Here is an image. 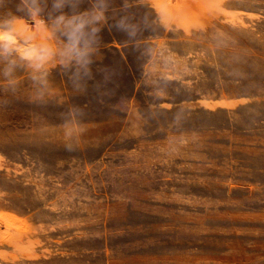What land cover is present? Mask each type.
Wrapping results in <instances>:
<instances>
[{
  "label": "rangeland",
  "instance_id": "374dc122",
  "mask_svg": "<svg viewBox=\"0 0 264 264\" xmlns=\"http://www.w3.org/2000/svg\"><path fill=\"white\" fill-rule=\"evenodd\" d=\"M18 6L51 55L0 49V264H264V0ZM96 12L85 65L55 21Z\"/></svg>",
  "mask_w": 264,
  "mask_h": 264
},
{
  "label": "clouds",
  "instance_id": "9594fccd",
  "mask_svg": "<svg viewBox=\"0 0 264 264\" xmlns=\"http://www.w3.org/2000/svg\"><path fill=\"white\" fill-rule=\"evenodd\" d=\"M36 0H22V6H18V11H23L24 8H27L28 14L32 17H35L39 14V8L34 7ZM54 7L59 8L60 5L56 4ZM89 16L88 13H84L81 16H73L71 19L66 20L64 15L59 16L55 24L57 26L64 24L66 31L64 32V35L68 37V45H67V53L71 54L74 53V58L77 59L78 62L83 64L90 63L89 60L86 59L89 52L91 51L89 44L91 41L84 39V47L81 49L79 47L82 38L85 36V25L91 24L94 21L102 20L103 12H96L94 15H92L91 19H88ZM12 20H4L0 21V49L3 50L2 54H7L12 52L13 50H16L20 53L21 58L28 60V61H34L36 67H40L41 64H43L45 61H47L50 58L51 55V49L48 47H42L37 48L35 46H28V47H20L18 45L17 35L15 29L12 27ZM41 24L44 22L41 20ZM118 27L123 28L125 30L133 29L135 26L127 24L125 20H121L118 25ZM98 28H93L92 33L95 34L98 32ZM129 34H133L130 32ZM31 39V37H26L25 44H27V41ZM9 70H6V75L8 74ZM14 83V82H13ZM77 87H79L77 85ZM71 147V145H69Z\"/></svg>",
  "mask_w": 264,
  "mask_h": 264
}]
</instances>
